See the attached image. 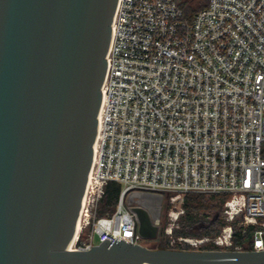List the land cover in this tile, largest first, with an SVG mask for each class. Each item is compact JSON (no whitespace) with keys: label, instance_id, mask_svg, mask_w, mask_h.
<instances>
[{"label":"built area","instance_id":"obj_1","mask_svg":"<svg viewBox=\"0 0 264 264\" xmlns=\"http://www.w3.org/2000/svg\"><path fill=\"white\" fill-rule=\"evenodd\" d=\"M181 1L118 0L71 250L143 244L141 219L157 240L163 213L172 247L247 251L235 237L252 233L264 250V0H209L191 20ZM111 182L118 204L99 216ZM192 194L227 196L218 235L174 238Z\"/></svg>","mask_w":264,"mask_h":264},{"label":"water","instance_id":"obj_2","mask_svg":"<svg viewBox=\"0 0 264 264\" xmlns=\"http://www.w3.org/2000/svg\"><path fill=\"white\" fill-rule=\"evenodd\" d=\"M118 0H0V264H264V250L70 246ZM140 234L158 230L141 219Z\"/></svg>","mask_w":264,"mask_h":264},{"label":"trees","instance_id":"obj_3","mask_svg":"<svg viewBox=\"0 0 264 264\" xmlns=\"http://www.w3.org/2000/svg\"><path fill=\"white\" fill-rule=\"evenodd\" d=\"M181 7L184 11L185 18L191 20L200 10L209 5V0L200 1L199 6L193 4V0H182ZM121 186L118 183H108L105 188V194L98 207V215L104 216L112 214L118 204L121 193ZM227 200L226 195H188L184 203V215L181 218L180 226L174 231V235L178 237H205L216 236L220 233L226 222L223 220L222 211ZM169 207H166L168 210ZM252 233L241 238L236 235L237 244H245V250L251 251ZM172 249L191 250L189 247H182L176 244ZM202 250H215V248L206 245Z\"/></svg>","mask_w":264,"mask_h":264},{"label":"rangeland","instance_id":"obj_4","mask_svg":"<svg viewBox=\"0 0 264 264\" xmlns=\"http://www.w3.org/2000/svg\"><path fill=\"white\" fill-rule=\"evenodd\" d=\"M192 1V0H189ZM200 1L202 2L203 0H193V4L196 6H199ZM147 204L149 205H155L156 201L153 200H146ZM223 212V211H222ZM159 215H156V217H158ZM163 218V219H162ZM162 231L160 232V237L157 240H147L143 242V245H146L149 248H160V247H165V248H169L172 249L173 247L171 246V241H170V237L165 233V228L167 227V220L165 219L164 213L162 216ZM178 229V228H177ZM174 238H177L174 235ZM99 240L96 238L95 239V244H98Z\"/></svg>","mask_w":264,"mask_h":264},{"label":"bare ground","instance_id":"obj_5","mask_svg":"<svg viewBox=\"0 0 264 264\" xmlns=\"http://www.w3.org/2000/svg\"><path fill=\"white\" fill-rule=\"evenodd\" d=\"M76 240V236H75V238H74V240H73V242ZM71 247V246H70Z\"/></svg>","mask_w":264,"mask_h":264}]
</instances>
